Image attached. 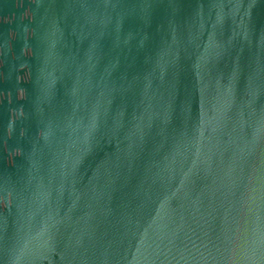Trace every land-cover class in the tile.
Instances as JSON below:
<instances>
[{
  "label": "water",
  "instance_id": "water-1",
  "mask_svg": "<svg viewBox=\"0 0 264 264\" xmlns=\"http://www.w3.org/2000/svg\"><path fill=\"white\" fill-rule=\"evenodd\" d=\"M0 264H264V0H0Z\"/></svg>",
  "mask_w": 264,
  "mask_h": 264
}]
</instances>
